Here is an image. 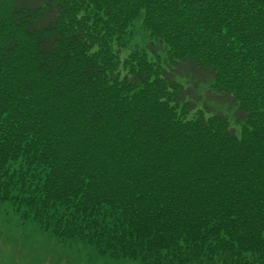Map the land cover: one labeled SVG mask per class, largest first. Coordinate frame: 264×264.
<instances>
[{"label": "trees", "instance_id": "trees-1", "mask_svg": "<svg viewBox=\"0 0 264 264\" xmlns=\"http://www.w3.org/2000/svg\"><path fill=\"white\" fill-rule=\"evenodd\" d=\"M263 180L264 0H0V208L107 263L264 264Z\"/></svg>", "mask_w": 264, "mask_h": 264}, {"label": "rangeland", "instance_id": "rangeland-1", "mask_svg": "<svg viewBox=\"0 0 264 264\" xmlns=\"http://www.w3.org/2000/svg\"><path fill=\"white\" fill-rule=\"evenodd\" d=\"M231 192L235 190L228 191ZM114 263V260L107 263L82 244L60 243L55 237L40 231L33 222L20 220L10 205L4 203L0 208V264ZM124 264L138 263L129 260Z\"/></svg>", "mask_w": 264, "mask_h": 264}]
</instances>
